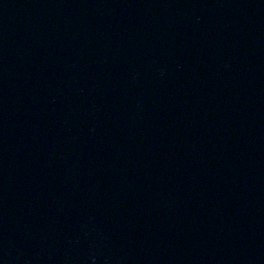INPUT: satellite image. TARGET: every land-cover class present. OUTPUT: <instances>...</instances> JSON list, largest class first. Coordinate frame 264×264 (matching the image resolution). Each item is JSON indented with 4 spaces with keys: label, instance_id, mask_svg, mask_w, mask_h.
I'll return each mask as SVG.
<instances>
[{
    "label": "water",
    "instance_id": "obj_1",
    "mask_svg": "<svg viewBox=\"0 0 264 264\" xmlns=\"http://www.w3.org/2000/svg\"><path fill=\"white\" fill-rule=\"evenodd\" d=\"M0 264H264V0H0Z\"/></svg>",
    "mask_w": 264,
    "mask_h": 264
}]
</instances>
